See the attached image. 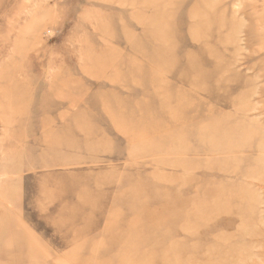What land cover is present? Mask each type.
Segmentation results:
<instances>
[{
  "label": "rangeland",
  "instance_id": "obj_1",
  "mask_svg": "<svg viewBox=\"0 0 264 264\" xmlns=\"http://www.w3.org/2000/svg\"><path fill=\"white\" fill-rule=\"evenodd\" d=\"M0 264H264V0H0Z\"/></svg>",
  "mask_w": 264,
  "mask_h": 264
}]
</instances>
